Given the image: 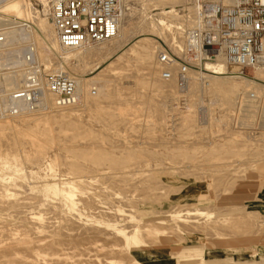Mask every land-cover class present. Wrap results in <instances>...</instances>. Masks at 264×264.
I'll list each match as a JSON object with an SVG mask.
<instances>
[{"label":"rangeland","instance_id":"374dc122","mask_svg":"<svg viewBox=\"0 0 264 264\" xmlns=\"http://www.w3.org/2000/svg\"><path fill=\"white\" fill-rule=\"evenodd\" d=\"M26 1L34 16L15 22L33 30L53 70L63 64L74 78L94 77L96 84L74 106L52 103L15 116L0 111V264H175L184 247L245 256L209 264H258L253 256L264 254L263 114L255 110L243 129L233 128L229 113L218 118L216 109L202 111L208 100L200 103L198 94L212 93L202 83L190 78L181 90L175 71L168 80L156 72L158 47L180 54L177 30L187 21L189 0L121 1L128 14L123 28L128 20L132 27L128 42L72 51L58 43L48 2ZM41 18L50 21L47 37ZM141 38L153 65L131 53ZM72 53L79 56L65 61ZM254 72L241 76L259 84ZM230 96L210 97L227 109L235 101Z\"/></svg>","mask_w":264,"mask_h":264},{"label":"built area","instance_id":"2783aa9c","mask_svg":"<svg viewBox=\"0 0 264 264\" xmlns=\"http://www.w3.org/2000/svg\"><path fill=\"white\" fill-rule=\"evenodd\" d=\"M49 3L50 19L60 46L77 48L95 44L112 39L118 32L123 10L119 0H49ZM189 6L180 54L164 46L157 50L161 78L168 80L175 69L182 82L187 71L205 70V61H223L226 71L237 75L246 69L264 68V0H189ZM26 59L32 60L28 55ZM40 76L53 94L55 108L77 102V83L73 78L46 72L34 61L28 63L25 84L13 97L22 98L30 110L36 109L41 92ZM261 83L260 96L249 91L236 100L231 114L233 126H236L234 112L244 110L247 100L259 102L264 96V80ZM6 112L15 113L16 109L10 105Z\"/></svg>","mask_w":264,"mask_h":264},{"label":"bare ground","instance_id":"6f19581e","mask_svg":"<svg viewBox=\"0 0 264 264\" xmlns=\"http://www.w3.org/2000/svg\"><path fill=\"white\" fill-rule=\"evenodd\" d=\"M43 1H44V3L48 2L49 11H50L49 0H43ZM119 1H120V4H122V2L124 0H119ZM121 7H122V5H121ZM34 11H33V8L29 6V4L26 0H0V12H1L0 13V34H2V37H3V39L0 41V111L1 112L6 111V109H8V107L10 108V105H11L12 108L16 109L15 113H7L6 112L8 115H11V116L22 115L26 111H31L28 108V105L26 104V102L22 98L13 97V93L15 91H17L18 89H20V87L24 86V84H25L26 67H27L29 62L34 61L35 63L39 64L42 61L46 64V70H47L46 72H52V74H65V75H67V76H69L75 80V82L77 83V88H76V94H77V100L76 101L77 102L73 105H70V106H74V105H77V104H80L81 102H83V100L87 96V94H86L87 89L86 88H89V86L91 87L92 84L93 85L96 84L94 82L92 83V80H91L94 77H90L91 79L87 78V79H83V80H78V79L74 78L73 75H70L68 72H66L65 66L63 64L58 65L57 67H55V70H53V66H52L51 60H50L51 59L50 53L44 48H41L40 51L37 49L35 42H34L35 39L31 37L34 35L33 30L28 29V28L26 29L20 25H17L16 23H18L19 21L15 22L16 19L14 17H16V18H19V17L27 18V17L33 15ZM163 12L165 14H167V9H164ZM49 14H50V12H49ZM127 15L128 14L124 11V8H123L122 16H121L120 21L118 23V32H117L116 36H114L110 40L95 42V44H93V45L106 43L107 41H113V40L116 41L117 40V42H118L117 46L120 47L123 44H125L126 42H128L127 41L128 38H126L127 37L126 33L130 32L132 27H130V25H131L130 20H128V24L126 26H124V28H125V31H124L123 24H124L125 19L127 18ZM160 21H161V23L164 24V22L162 20H160ZM49 22H46L42 18L40 19V29L44 32L45 35H46L45 31L48 32V30L50 28ZM186 24H188V21H186V22L184 21V23H181L182 30H183V28L186 27ZM165 29H168V28H165ZM182 30L181 31L177 30V33H179V34L182 33ZM29 37H31V39L29 40L31 42H29L25 45L20 43V41L22 39L25 40V38L28 39ZM45 37H47V35ZM145 39L146 38H141V39L137 40L136 42H134V45L131 48V53L133 55L139 54V55L143 56L144 57L143 59H145L147 62L146 64L153 65V62L152 63L150 62V58L151 57L153 58V56H151L152 54L149 53V45H147L145 43L146 42ZM47 40L49 42H51L49 38ZM93 45L92 44H86L82 47H77V48H65L63 46H60V47H63V49H65L66 51H72L74 49L79 50L80 48L93 46ZM51 48H53L52 44H51ZM159 48L160 47H158V49ZM53 50H54V48H53ZM26 55H28L32 60L28 61L26 59ZM78 56L79 55L75 54V53L68 54V55L65 54L64 60L69 61L72 58H77ZM156 63H157V67H158V69L156 70V72H157L158 70L160 71V66H159L158 62H156ZM149 65H147V66H149ZM148 68L149 67H147L146 69H148ZM155 68H156V66H155ZM204 68H205L206 72H211L212 74H205V73L192 74L189 71H187L185 76L181 79L183 81L179 82L178 87L181 90L187 88V86L190 83L189 79L192 78L194 81L197 82V84L202 83L203 90L209 89L210 92H212L214 95L218 96L219 98H226L227 96H230V95L235 96L234 103H232V104L230 103L233 106L230 108H227V109H223L222 106L225 103L218 101L217 99H214V98L211 99L210 96H212V93L209 95L207 93L208 91L206 92L204 90V91L200 92L201 94H198V96H199L198 98L200 100V103L202 102V104H203L204 101L208 100L206 107L202 108V111L205 108L207 109V111L208 110L210 111L211 108L216 109V112L218 111V113H219L218 118H222V116H227V113H229L228 115L232 119V116H233V115H231L232 109L234 108L236 100L238 99L239 96H244L249 91H253V92L257 93L258 96H260L261 93L263 92V87H262L261 82L259 84H257V82L255 80L247 78L243 75L241 76V75L233 74V75H237L238 78L244 79L243 81H236V83L230 82L228 80H226V81L223 80V79H226V77H225L226 74H230V73H228V71H226V65L224 64L223 61H218V62L205 61ZM112 70L114 71V69H112ZM151 71H153V68L151 69ZM174 71H175V69L173 70V72ZM254 71H255L254 76L256 78H258V79L261 78V80H264V68H260L258 70H254ZM157 74L159 75V73H157ZM213 74L219 75V76H214ZM153 75H154V73H153ZM153 75H151V76H153ZM39 79H40V84H41L39 103H38V107H36V109H33V110L42 109L44 107L52 105V103L54 102L53 94L50 90L47 89L45 79L42 76H40ZM89 80H90V82H89ZM181 83H184V84L181 85ZM95 86L96 87H104L106 85L98 83V85H95ZM200 89H201V86H200ZM194 91L197 92V90H194ZM193 94H195V93H193ZM202 95H205L204 99H203ZM244 105H246L244 110L242 109L237 113L234 112V115H235L234 118L236 120V126H234L233 128L243 129L241 127L242 126L244 127L246 117H248V115H251V113H253L255 110H259L261 112V114H263L262 122L264 123V96H261V99L259 102L252 101L249 99L246 101V103H244ZM70 106H68V107H70ZM60 109H62V108H60ZM75 111H77V110H75ZM191 119L188 118L187 122H190ZM263 126H264V124H263ZM79 187L81 188V186H79ZM88 188H90V187H88ZM63 194H65V193H63ZM65 195H67V194H65ZM73 196H75V195H73ZM74 207H76V206H74ZM236 223L237 222H235V224ZM232 224H233V222H232ZM137 233L139 235V232H137ZM161 235L162 234H160V237H162ZM160 239H162V238H160ZM140 251H142V250H140ZM201 252L202 251H200V250L198 252V249L195 247H191V248L184 247L182 249V251L178 254V259H176L175 264H181L180 260L183 261V263H188V264H209L211 261L210 259H213V258L214 259L220 258L222 260L229 258V259L235 260L237 258L245 257L239 251L228 252L227 249H225V248H218L217 251H215V250L213 251L211 248L206 249V251H204V254L200 255ZM169 255H170V253H169ZM253 257H254V261H257L258 264H264V254H258V255L253 256ZM132 259H133V257H132ZM135 262L136 263H134V264L139 263L138 260H136ZM251 262H253V261H251ZM234 264H235V262H234ZM241 264H243V263H241Z\"/></svg>","mask_w":264,"mask_h":264}]
</instances>
